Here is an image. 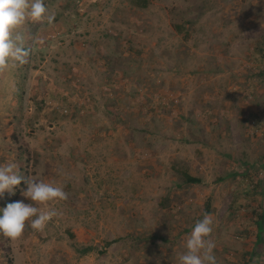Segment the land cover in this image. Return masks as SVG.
<instances>
[{
  "label": "rangeland",
  "instance_id": "374dc122",
  "mask_svg": "<svg viewBox=\"0 0 264 264\" xmlns=\"http://www.w3.org/2000/svg\"><path fill=\"white\" fill-rule=\"evenodd\" d=\"M139 2L44 0L53 23L19 29L0 165L68 198L0 264H179L205 214L217 264H264V0Z\"/></svg>",
  "mask_w": 264,
  "mask_h": 264
},
{
  "label": "clouds",
  "instance_id": "9594fccd",
  "mask_svg": "<svg viewBox=\"0 0 264 264\" xmlns=\"http://www.w3.org/2000/svg\"><path fill=\"white\" fill-rule=\"evenodd\" d=\"M28 20L52 24L55 14L48 9L44 0H0V70L11 62H27L30 53L24 47V38L19 29ZM21 185L24 187L21 188ZM17 188H21V195L32 203L17 200L0 207V234L12 240L19 238L26 226L43 231L59 214L54 208L42 211L35 204L44 205L68 198L62 187L24 176L16 163L0 165V199L4 198L5 193L15 195ZM212 231L210 215L205 214L195 223L187 238V251L179 257V264H217L213 254L215 244L210 239Z\"/></svg>",
  "mask_w": 264,
  "mask_h": 264
},
{
  "label": "trees",
  "instance_id": "16d2710c",
  "mask_svg": "<svg viewBox=\"0 0 264 264\" xmlns=\"http://www.w3.org/2000/svg\"><path fill=\"white\" fill-rule=\"evenodd\" d=\"M149 4V0H141L138 3L139 6L147 7ZM185 179L190 183H197L200 181L199 178L190 175L189 173L184 174ZM264 235V214H261L257 219V241H262Z\"/></svg>",
  "mask_w": 264,
  "mask_h": 264
}]
</instances>
